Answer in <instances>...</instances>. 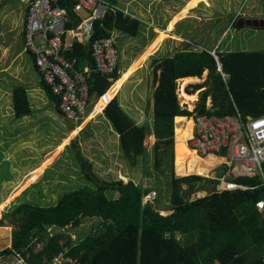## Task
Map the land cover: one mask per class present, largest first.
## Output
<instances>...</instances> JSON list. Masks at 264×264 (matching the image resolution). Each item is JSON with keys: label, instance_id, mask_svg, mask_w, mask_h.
Masks as SVG:
<instances>
[{"label": "trees", "instance_id": "trees-1", "mask_svg": "<svg viewBox=\"0 0 264 264\" xmlns=\"http://www.w3.org/2000/svg\"><path fill=\"white\" fill-rule=\"evenodd\" d=\"M200 1L191 0L178 17L196 8ZM103 2L107 4L105 12L102 18L94 21L89 43L82 45L75 40L72 49L66 52L67 57L78 59V66L87 62L90 70L95 69L94 41L112 37L114 32L137 37L141 27L139 20L116 8V0ZM76 4V0L59 1L58 5L66 9L69 17L65 23L66 30H76L82 24L80 15L75 12ZM239 19L236 18L233 24H237ZM176 20L177 17L173 24ZM162 37L158 34L121 77L118 68L111 77L95 72L91 74L92 96L99 98L109 90L98 102L96 113L104 109L122 85L154 54L162 43ZM216 53L222 71L229 76L225 83L217 71L216 60L205 48L194 49L187 43L173 55L164 56L156 62L153 70L157 83L153 92V132L148 125L137 124L122 110L117 97L104 110L107 121L119 136L123 158L131 167H138L142 159L148 157L145 140L152 133L157 139L154 144L156 153L163 147L164 152H172L176 121V175L171 157L169 161L172 168L170 215L163 216L157 207L144 204L150 191L133 181L127 184L122 181L100 182L93 174V165L82 158V174L87 182L94 180L99 183L96 189L86 185L70 191L51 207L24 202L18 205L9 214V223H16L9 240L11 246L0 249V257L18 255L24 264H50L54 257L64 252L66 257L76 258L78 264H264V210L258 207V203L264 201V166L263 176L233 181L245 189L217 191V181L200 177L202 174L209 175L219 160L215 157L200 159L185 142L187 127L192 121L186 117L191 115L223 117L235 115L237 109L244 118L264 116V50ZM205 71L208 72L205 82L191 85V94L202 88L204 90L200 92L194 110L189 112L180 105L178 80L200 79ZM41 86L55 104L57 112L63 116L58 97L44 82ZM11 96L16 119L33 115L31 98L26 89L14 88ZM208 99L210 107H207ZM67 140H63L52 156L49 154L50 158L43 165L31 171L22 188L39 179L43 168L52 163V158L68 144ZM156 155L158 168L161 157ZM221 171L224 174V169ZM206 183L212 186L211 193L189 200L190 196L201 194L200 191L206 192L203 191ZM12 197L0 204V210ZM85 218H95L98 224L95 230L78 234L75 240L66 234L49 231L77 228ZM3 224L4 217L0 219V226ZM39 244H42L41 248H37Z\"/></svg>", "mask_w": 264, "mask_h": 264}, {"label": "rangeland", "instance_id": "rangeland-1", "mask_svg": "<svg viewBox=\"0 0 264 264\" xmlns=\"http://www.w3.org/2000/svg\"><path fill=\"white\" fill-rule=\"evenodd\" d=\"M13 1L19 2V0H8L6 7H2L0 20L8 10V5L12 4ZM187 1L139 0L130 7L118 4L127 13H135L137 11L136 7L139 6L142 8L143 13L153 11L158 16L150 18L138 15L136 18L140 21L141 27L137 37L125 35L122 38L118 36L119 33L112 35L118 54L119 75L129 68L134 59L138 58L154 41L158 36V31L167 28L173 15L183 8ZM170 10H172V13H170ZM80 13L85 19L91 15V13L87 14L84 11ZM166 13L170 15L164 17ZM16 16L18 17L16 21L11 22L13 19H9L8 26L0 29V88L3 86V92L0 91V204L13 196L0 210V219L4 217V224L0 226V249L10 247L11 231L16 228V223H9V214L21 203L51 207L55 206L58 199L65 193L86 185L96 189L99 183L94 180H92L93 184L87 182L82 174V158L89 161L88 154L96 153L98 155L99 160L96 161L93 167V174L99 178L100 182L122 181L127 184L133 181L137 186L150 191L144 200V204L157 207L163 216L170 215L172 213L169 210L171 208L172 168L169 166V161L171 157L173 160V173L176 175L175 143L178 127L176 121H174L172 152H164L163 147L156 153L154 144L157 139L152 133L145 140V146L149 149L148 157L145 156L142 159V164L138 167H131L123 158V154L118 147V137L112 133V127L110 128L103 118H100V122H96V119L104 111L96 113L95 106H97L98 98L93 99L91 106L86 111L88 117H85L84 121H80L79 125H74L69 122L70 120L68 121L60 116L55 104L48 98L45 91L42 90L40 99L35 98L38 91L33 90L42 89L41 80L32 55L25 50L22 35V13H16ZM236 18L264 20V0H207V5L199 3L195 9L190 10L186 18L176 23L173 35L170 34L171 38H167L162 42L161 48L143 62L142 67L122 85L119 93L116 94L115 97H117L119 103L121 100H130L137 107L136 109L123 104V106H126L124 111L127 114L130 113V117L140 122H137L138 124L148 125L153 132V92L157 85L153 72L155 64L158 59L172 55L187 43L194 49L206 48L209 51L215 49L218 52L264 50V27L254 25L240 27L238 23L233 24ZM9 27L12 29L11 32H7ZM8 41L10 44L12 43L9 55L6 50L1 49L4 47L3 43L6 44ZM69 42H73L72 37L69 38ZM207 75L208 72L205 71L200 79L188 82L185 86L182 79L178 80L177 95L180 105L189 112L194 110L200 92L204 90L202 88L191 94L189 93L192 90L191 85L203 84L207 79ZM26 82H30V87H27V89L33 93L30 102L33 101V104L41 107L42 110L35 109L33 117L16 119L12 113V90L14 88L26 89L24 85ZM182 91L186 95L195 96V100L189 102L183 97ZM209 101L207 100V105L210 104ZM93 106V113L89 114ZM139 114L141 115V121L137 120ZM90 115H94L93 120L90 119ZM42 118L45 119V122L41 124L38 119ZM186 118L193 120L194 116L191 115ZM31 119H34V123L31 130L27 131L26 126ZM191 124L192 122L188 129H190ZM98 125L99 128L95 129ZM66 138H68L66 141L68 144L52 158L50 165L43 168V173L39 179L22 188L31 171L43 165L44 161L50 158L48 157L49 154L52 156V153L58 149ZM102 147L106 148L108 156L100 151L97 152ZM90 149L92 152H90ZM156 154L161 157V164L158 168L156 166ZM221 170H217V179L223 175ZM207 176L202 174L200 178L207 179ZM210 179H212V176H209L207 180ZM184 189H187V187H184ZM212 190V186L206 183L203 188V191L206 192L200 191L201 194H194L189 197V200L204 197ZM16 191L19 192L16 193ZM114 198H117V195H114ZM96 224H98L97 219L85 218L77 228L68 227L50 229L49 231L66 234L72 240H75L78 234L95 230ZM41 247L42 244L37 246V248ZM13 260L12 257L11 259L5 258L2 263L13 264L11 263Z\"/></svg>", "mask_w": 264, "mask_h": 264}, {"label": "built area", "instance_id": "built-area-1", "mask_svg": "<svg viewBox=\"0 0 264 264\" xmlns=\"http://www.w3.org/2000/svg\"><path fill=\"white\" fill-rule=\"evenodd\" d=\"M6 0H0V10ZM60 0H28L25 21V50L35 56L36 66L44 83L60 100L59 108L70 121H79L86 115L91 103L89 78L93 72L111 77L118 68V54L111 37L93 42L92 52L95 69L78 71L76 60H68L64 54L71 50L64 41L65 23L69 20L67 11L61 8ZM75 12L91 13L76 30L68 34L73 39L90 41L93 23L102 18L106 3L103 0H76ZM77 30H80L77 33ZM92 32V33H91ZM54 35L50 37V35ZM217 62V71L226 82L216 50L209 51ZM210 106V104L208 105ZM192 138L189 148L200 159L216 156L221 160L224 174L217 180V191H234L245 187L233 181L239 178L263 176L264 166V116L244 118L239 112L233 116H206L193 118ZM264 210V201L258 203ZM77 264L75 259L66 257L64 252L54 257L50 264Z\"/></svg>", "mask_w": 264, "mask_h": 264}, {"label": "crops", "instance_id": "crops-1", "mask_svg": "<svg viewBox=\"0 0 264 264\" xmlns=\"http://www.w3.org/2000/svg\"><path fill=\"white\" fill-rule=\"evenodd\" d=\"M139 0H116V8L117 9H120L124 14H126V15H129V16H131L133 19H137L136 17L139 15H141V16H147V17H150V18H156V17H158V16H156L155 14H154V12L153 11H151V12H146V13H143V10H142V8L141 7H139V6H137L136 7V10L137 11H135V13H127L125 10L123 11L121 8H120V6H118V4H122V5H125V7H130L131 5H133L134 3H136V2H138ZM146 1H149V0H146ZM191 0H188L186 3H185V5L187 4V3H189ZM7 2H8V0H6L5 1V3H4V5L3 6H5L6 7V4H7ZM27 2H28V0H19V2H16V1H13V3L12 4H10V5H8L9 6V8H8V10L5 12V15L1 18V20H0V29L1 28H5L6 26H8V21H9V19H13V21H11V22H14V21H16L17 19H18V17L16 16V13H22V16H23V20H22V26H23V29H22V35H23V38H24V44H25V21H26V19H27V13H28V6H27ZM205 2V3H204ZM199 3H204L205 5H207V0H203L202 2H199ZM185 5H184V7H185ZM2 6V7H3ZM198 6V5H197ZM184 7L183 8H181L177 13H175L174 15H173V18H172V20L169 22V24H168V26H167V28L165 29V30H161V31H158V34H161V36L163 35V37H162V42L165 40V39H167V38H171V35H173L172 33L174 32L173 30L175 29V27H176V23L178 22V21H180V20H182V19H184V18H186L187 17V14L188 13H185L184 15H182L181 16V18H179L178 16L180 15V13L181 12H183V10H184ZM169 8V7H168ZM170 9V8H169ZM195 9V8H194ZM2 10V9H1ZM1 10H0V12H1ZM66 10V9H65ZM86 12V11H85ZM141 12V13H140ZM137 13V14H136ZM140 13V14H139ZM170 13H172V10H170ZM87 14H88V12H87ZM168 15H170V14H168V13H166L165 15H164V17H166V16H168ZM80 17H81V19H82V21H83V19H85V17H83L82 15H81V13H80ZM177 17V20L175 21V23L173 24V20H175V18ZM138 20V19H137ZM65 28V27H64ZM154 29H156V27H154ZM12 31V29H11V27H9L8 29H7V32H11ZM69 31H72V30H66V29H64V33L62 34V37H63V39H64V41H67V43L69 44V46H73V43L75 42V40H77L80 44H82V45H85V44H88L89 43V41H85V39H83V37L81 38V39H73V42L72 43H70L69 42V38L70 37H72V36H70L69 34H68V32ZM74 31V30H73ZM155 32V31H154ZM117 34V33H119L118 34V36H120V37H124L125 36V34H122V33H120V32H114L113 34ZM171 34V35H170ZM174 35H176V34H174ZM54 35H51L50 37H53ZM177 36V35H176ZM158 37V36H157ZM156 37V38H157ZM73 38V37H72ZM111 38H113V40H114V37L112 36ZM155 38V39H156ZM173 38V37H172ZM154 39V40H155ZM174 39H176V38H174ZM124 41V40H123ZM125 43H126V41H125ZM115 44V43H114ZM162 44V43H161ZM161 44H160V46L158 47V49H160L161 48ZM151 45V44H150ZM149 45V46H150ZM3 46L4 47H2L1 49H3V50H6V53L9 55V50H10V48H11V46H12V43L10 44L9 43V41L8 42H6V44H4L3 43ZM148 46V47H149ZM147 47V48H148ZM115 48H116V46H115ZM146 48V49H147ZM158 49L157 50H155V52L154 53H156L157 51H158ZM206 49V48H205ZM28 52V51H27ZM30 54L32 55V57H34L33 59H35V56H33V54L30 52ZM174 54V53H173ZM172 54V55H173ZM152 55H154V54H152ZM64 56H65V58L66 59H68V60H76L77 61V65H76V67H77V69H78V71H83L84 69H87L88 68V65H87V62H82V64H81V66H78V59L76 58V57H67L66 56V53L64 54ZM137 59V58H136ZM136 59H134V61L136 60ZM147 60V59H146ZM159 60V59H158ZM157 60V61H158ZM133 61V62H134ZM133 62H132V64H133ZM11 64H13V62H11ZM131 64V65H132ZM34 65H35V67H37L36 66V61H34ZM37 69V68H36ZM127 69H129V68H127ZM126 69V70H127ZM125 70V71H126ZM125 71L121 74V75H123L124 73H125ZM37 72H38V74H39V76H40V80H41V82H44L43 81V78H42V76H41V74H40V72H39V70L37 69ZM118 73H119V70H118ZM121 75H120V77H121ZM108 77V76H107ZM119 77V78H120ZM189 79H191V78H189ZM193 80L194 79H197L198 80V78H192ZM183 80V79H182ZM227 80H229V79H227ZM223 81V80H222ZM115 82V81H114ZM113 82V83H114ZM224 82V81H223ZM225 83V82H224ZM116 84V83H115ZM25 86H26V91H27V93H28V95H30V98H31V100H32V91L31 90H28L27 89V87H30V82H26L25 84H24ZM114 87V86H113ZM41 88H42V86H41ZM112 88V87H111ZM110 88V89H111ZM0 91L1 92H3V86L0 88ZM33 91H38L36 94H35V98H39L40 99V97H42V89H40V90H33ZM44 91V90H43ZM109 91V90H108ZM107 91V92H108ZM106 92V93H107ZM106 93L104 94V96L106 95ZM118 93H119V91H118ZM117 93V94H118ZM8 94V93H7ZM104 96H101V97H99L98 98V96L97 95H93L92 96V99H91V103H90V105H89V107L91 106V104H92V101H93V99H96V98H98V102L100 101V99L102 98V97H104ZM116 96V94L114 95V97ZM114 97L112 98V100L114 99ZM111 100V101H112ZM209 100V99H208ZM111 101H109V103L111 102ZM118 102H119V100H118ZM210 102V101H209ZM108 103V104H109ZM31 104H32V109H33V115L32 116H28V117H33L34 115H35V109H39V110H42L41 109V107H39V106H35L34 104H33V101L31 102ZM98 104V103H97ZM108 104L104 107V109L103 110H105V108L108 106ZM123 104H127V106H129V107H134V108H136L137 109V107H136V105H134L130 100H125V101H120V103H119V106L122 108V110H126V106H123ZM96 105V104H95ZM94 105V106H95ZM94 106H93V109H92V111L89 113V114H92L93 113V110H94ZM96 107V106H95ZM207 107H210V106H208L207 105ZM130 109V108H129ZM237 112H238V110L236 109V114H237ZM13 113V112H12ZM11 113V114H12ZM59 113V112H58ZM60 114V113H59ZM130 114V113H129ZM235 114V115H236ZM60 116H62L61 114H60ZM91 116V115H90ZM230 116H233V115H230ZM85 117H88L87 115H85ZM85 117L83 118V119H81V120H79L78 122H76V121H69V122H71V123H73L74 125H79V122L80 121H84L85 120ZM138 119L137 120H139V121H141V115L139 114L138 116ZM25 118H27V117H24V118H22V119H25ZM63 118H65L64 116H63ZM100 118H103V120L108 124V126L111 128V125H109L110 123L109 122H107V119H106V117H105V115H104V111H103V114L102 115H100L97 119H99V120H97L96 119V122H100L101 120H100ZM66 119V118H65ZM134 119V118H133ZM38 120H40L41 121V124L42 123H44L45 122V119L44 118H42V119H38ZM67 120V119H66ZM93 120V119H92ZM135 120V119H134ZM135 122L137 123L138 121H136L135 120ZM33 123H34V119H31V121H30V123H28L27 124V126H26V129H27V131H30L31 130V127H32V125H33ZM102 123H103V121H102ZM138 123H140V122H138ZM137 123V124H138ZM37 124V123H36ZM82 125V124H81ZM38 127H40V126H38ZM99 128V125L98 126H96V128L95 129H98ZM111 130H112V128H111ZM112 133H114V134H116L115 132H113V130H112ZM117 135V134H116ZM117 137H118V140H119V136L117 135ZM118 147H119V145H118ZM106 148L105 147H102V148H100L97 152H101V153H105V155L106 156H108V154L106 153V150H105ZM90 152H92V150L90 149ZM88 157L90 158V160H89V163H91L92 165H93V167L95 166V163H96V161H98L99 160V158H98V155L95 153V154H88ZM210 157V156H209ZM213 157H215V158H217L218 160H219V164L216 166V167H214L213 169H211L210 171H209V175H208V177L209 176H212V179H210L211 181H213V180H218L217 178H216V176H217V170H219V169H223V168H221L220 167V164H221V160L218 158V157H216V156H213ZM207 158V157H206ZM87 160V159H86ZM32 173V172H31ZM209 179V178H208ZM220 179V178H219ZM11 246V245H10ZM14 260L13 261H11V263H13V264H24V261H23V259L21 258V257H19L18 255H12L11 256ZM11 257H6V258H10L11 259ZM3 259H5V258H2V257H0V264H3L2 263V261H3ZM76 261H77V259L76 258H74ZM5 264V263H4ZM77 264H78V261H77Z\"/></svg>", "mask_w": 264, "mask_h": 264}, {"label": "bare ground", "instance_id": "bare-ground-1", "mask_svg": "<svg viewBox=\"0 0 264 264\" xmlns=\"http://www.w3.org/2000/svg\"><path fill=\"white\" fill-rule=\"evenodd\" d=\"M197 79H189V78H184L183 79V81H184V86L188 83V82H194V81H196ZM182 95H183V97L185 98V99H187L189 102H192V101H194L195 100V96H189V95H186V93L184 92V91H182ZM192 122V124H191V127H190V129H188V127H187V135H186V137H185V142L188 144V140H190L191 138H192V126H193V121H191ZM190 122V123H191ZM190 125V124H189ZM188 125V126H189ZM210 157H213V156H210ZM210 157H208V158H210Z\"/></svg>", "mask_w": 264, "mask_h": 264}, {"label": "water", "instance_id": "water-1", "mask_svg": "<svg viewBox=\"0 0 264 264\" xmlns=\"http://www.w3.org/2000/svg\"><path fill=\"white\" fill-rule=\"evenodd\" d=\"M238 24H239L240 27H243L245 25H254V26L264 27V20H258V19H250V20L239 19L238 20ZM79 32H80V30H77V33H79ZM206 178L208 179L209 177L207 176Z\"/></svg>", "mask_w": 264, "mask_h": 264}]
</instances>
